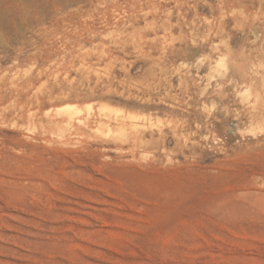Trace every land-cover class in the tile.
<instances>
[{
    "label": "rangeland",
    "instance_id": "rangeland-1",
    "mask_svg": "<svg viewBox=\"0 0 264 264\" xmlns=\"http://www.w3.org/2000/svg\"><path fill=\"white\" fill-rule=\"evenodd\" d=\"M0 264H264V0H0Z\"/></svg>",
    "mask_w": 264,
    "mask_h": 264
},
{
    "label": "bare ground",
    "instance_id": "bare-ground-1",
    "mask_svg": "<svg viewBox=\"0 0 264 264\" xmlns=\"http://www.w3.org/2000/svg\"><path fill=\"white\" fill-rule=\"evenodd\" d=\"M136 125V124H135Z\"/></svg>",
    "mask_w": 264,
    "mask_h": 264
}]
</instances>
